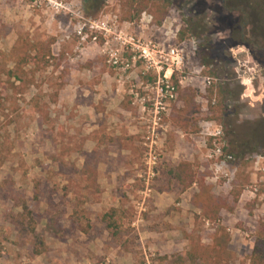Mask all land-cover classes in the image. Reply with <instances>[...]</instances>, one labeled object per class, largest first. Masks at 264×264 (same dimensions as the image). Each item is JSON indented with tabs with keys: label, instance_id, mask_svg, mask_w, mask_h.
<instances>
[{
	"label": "rangeland",
	"instance_id": "1",
	"mask_svg": "<svg viewBox=\"0 0 264 264\" xmlns=\"http://www.w3.org/2000/svg\"><path fill=\"white\" fill-rule=\"evenodd\" d=\"M186 1L173 5L159 26L149 12L132 23L144 14L153 17L147 34L158 38L165 25L179 34L193 28L184 40L194 38L198 46L190 53L186 80L176 85L178 98L156 139L157 163L149 168L146 127L129 95L141 71L119 74L96 46L82 44L76 35L85 20H122L120 0H104L99 12L88 9V0H0V76L5 80L13 70L20 38L54 39L57 58L36 73L22 95L3 89L0 264H158L160 256L185 254L189 236L211 244L218 228L230 234V264H250L255 232L264 220V195H258L264 183V35L253 34L252 27L233 29L238 15L226 11L221 0ZM105 72L111 76L106 83ZM211 83L225 90L226 113L219 121L207 119ZM110 95L119 121L106 114ZM184 107L199 121V132L193 125L191 133L172 125V112ZM217 130L222 134L212 137ZM219 143L221 157L214 155ZM185 160L230 206L234 187L248 180L233 212L223 210L216 222L197 219L200 210L191 204L196 185L186 192L175 183L170 191L155 189L164 168ZM110 210L119 211L116 230H108L102 219ZM28 212L35 235L20 224V215Z\"/></svg>",
	"mask_w": 264,
	"mask_h": 264
},
{
	"label": "trees",
	"instance_id": "2",
	"mask_svg": "<svg viewBox=\"0 0 264 264\" xmlns=\"http://www.w3.org/2000/svg\"><path fill=\"white\" fill-rule=\"evenodd\" d=\"M103 1L104 0H88V9L99 12V9L103 6ZM226 1V3H222L224 9L238 15V22L233 29H239V26L244 25L248 28L252 27L253 34L260 31L264 35V0H243L242 4L245 5L248 3V7H240L235 0ZM176 3L183 5V3L186 4L187 1L120 0L121 18L124 22L133 23L140 19L143 12H149L153 14L155 23L157 22L159 26L167 17L169 9ZM192 29L193 28L188 27L183 28L180 31L179 40L183 41ZM54 43V39L30 42L20 38L13 52V70L7 72L5 80L0 76V107L6 102V96L3 93L4 88L6 91H12V94L15 96L22 95L28 90L30 85H32L38 71L52 65L54 66L53 63L57 60L52 52ZM1 55L0 53V56ZM206 60V63H208L209 59ZM30 65L33 68L27 70V66ZM205 75L208 76V78H214L215 76L214 73H209L208 71L204 72V76ZM174 84L177 85L175 79ZM208 92L207 105L209 116L207 119L208 121H219L226 113L225 90L221 85L216 87L215 83H211ZM170 121L173 126L184 133H191L190 127L192 125L194 126V132H199V121L189 113L186 107L174 110L171 114ZM157 182L158 184L155 186V189L160 193L170 191L173 183L178 185L182 192H186L196 185L199 192L194 195L191 204L200 210V214H198L196 218H201L209 222H216L220 219L223 210L233 212L234 205L239 201L245 186L248 184V180H246V183L242 182L234 187L235 190L232 192L233 206H230L226 199L217 197L211 193L209 186L206 184V175L197 171L194 164L186 160L179 162L175 166L164 168L160 172ZM261 187L258 195H264V183L261 184ZM23 208L28 211L26 205H23ZM118 214V210H110L108 213L104 214L102 219L108 224V230L113 228L116 230L118 228H116V222L114 220ZM19 219L21 225H27L29 227L30 234H36L35 227L31 225L34 222L31 218V212H28L26 215H20ZM84 231H86V229H84ZM113 235H117V232ZM188 240H190V246L185 254L178 253L160 256L158 258V264H230L232 261V253L229 250L231 237L224 228H218V230H216L212 237L211 244H202L200 239H195L191 236H189ZM2 253L3 246L0 245V257ZM38 254H41V252H38ZM250 264H264V220L258 223L255 232V241L250 257Z\"/></svg>",
	"mask_w": 264,
	"mask_h": 264
},
{
	"label": "built area",
	"instance_id": "3",
	"mask_svg": "<svg viewBox=\"0 0 264 264\" xmlns=\"http://www.w3.org/2000/svg\"><path fill=\"white\" fill-rule=\"evenodd\" d=\"M153 28V17L144 14L138 24L124 22L118 16H104L85 20L76 30L82 44L96 46L112 70L119 74L141 71L140 77H134L136 83L130 90V101L146 127L144 139L149 168L157 163L156 139L165 132L163 119L169 113L171 102L178 98L174 79L183 84L190 53L198 50L194 38L179 41V30L173 27L163 26L161 38L147 34ZM221 134L217 130L212 137L218 138ZM214 155L222 156L220 143L215 145Z\"/></svg>",
	"mask_w": 264,
	"mask_h": 264
},
{
	"label": "crops",
	"instance_id": "4",
	"mask_svg": "<svg viewBox=\"0 0 264 264\" xmlns=\"http://www.w3.org/2000/svg\"><path fill=\"white\" fill-rule=\"evenodd\" d=\"M108 79H111V76L108 74V73H104L103 74V81L106 83L107 81H108ZM109 83H111V81L109 82ZM95 85V84H94ZM98 86V90H102V86H103V83H100L99 85H97ZM104 91V90H103ZM130 93V92H129ZM130 95V94H129ZM100 97H104V98H106V94L104 93V92H102L101 93V96ZM113 95H110V97H109V99H108V101H105L104 103V105L108 108V110L106 111V114H108L109 113V111H110V113H111V116H109V118L112 120V121H116V120H120V117H114L115 115L112 113V106L109 104V102L110 101H112V99H113ZM119 97V98H118ZM121 97L119 96V95H117V100H115V101H118L119 99H120ZM99 99H101V98H99ZM98 103V102H97ZM95 108V107H94ZM122 109H124L123 107H122ZM122 109H120L119 111H123ZM114 110H116L115 108H114ZM126 110V109H125ZM123 111V112H128L127 110L126 111Z\"/></svg>",
	"mask_w": 264,
	"mask_h": 264
},
{
	"label": "flooded vegetation",
	"instance_id": "5",
	"mask_svg": "<svg viewBox=\"0 0 264 264\" xmlns=\"http://www.w3.org/2000/svg\"><path fill=\"white\" fill-rule=\"evenodd\" d=\"M221 2L222 3H226L227 1L226 0H221ZM235 2L236 3H238L239 4V6L240 7H248V3H246L245 5H243L242 3H243V0H235ZM242 10V9H241ZM243 11V10H242ZM230 12V11H229ZM238 21L236 20V23H237ZM240 27L243 29V30H245L246 28H248L247 26H244V25H241V26H239V29H240Z\"/></svg>",
	"mask_w": 264,
	"mask_h": 264
}]
</instances>
